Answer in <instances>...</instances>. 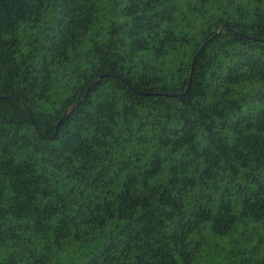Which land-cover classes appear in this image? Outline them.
<instances>
[{
    "label": "trees",
    "instance_id": "trees-1",
    "mask_svg": "<svg viewBox=\"0 0 264 264\" xmlns=\"http://www.w3.org/2000/svg\"><path fill=\"white\" fill-rule=\"evenodd\" d=\"M0 264H264V0H0Z\"/></svg>",
    "mask_w": 264,
    "mask_h": 264
},
{
    "label": "water",
    "instance_id": "water-1",
    "mask_svg": "<svg viewBox=\"0 0 264 264\" xmlns=\"http://www.w3.org/2000/svg\"><path fill=\"white\" fill-rule=\"evenodd\" d=\"M196 56L194 57L193 61L195 60Z\"/></svg>",
    "mask_w": 264,
    "mask_h": 264
}]
</instances>
